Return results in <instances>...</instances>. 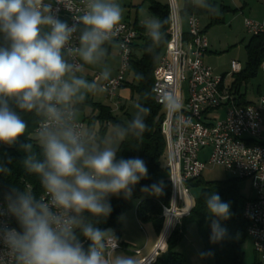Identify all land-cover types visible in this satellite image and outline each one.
<instances>
[{
    "label": "clouds",
    "instance_id": "clouds-1",
    "mask_svg": "<svg viewBox=\"0 0 264 264\" xmlns=\"http://www.w3.org/2000/svg\"><path fill=\"white\" fill-rule=\"evenodd\" d=\"M186 2L219 14L210 0ZM82 3V15L74 16L76 23L70 26L52 14L45 0H0V143L13 145L25 134L22 113L36 118L29 133L35 144L20 147L26 153L25 171L39 178L45 194L37 198L25 188L6 197L7 211L20 230L0 225V264H139L132 255L116 254L115 237L96 224L112 212L110 196L130 198L134 186L147 177L143 159H117V153L120 142L139 139L148 131L145 121L150 108L135 103L132 119L109 122V134L103 138L99 123L80 122L87 97L103 91L99 82L111 77L106 45L114 43L124 13L117 0ZM183 7L178 4L177 11ZM179 19L190 21L186 14ZM172 20L171 15L143 19L151 41L146 52L167 43L163 29ZM77 32L78 43L73 44ZM119 47L126 50L124 44ZM86 65L100 69L92 81L83 75ZM164 103L170 111L181 107L180 98L172 92L165 94ZM0 173L9 175L10 169L0 165ZM141 191L161 194L163 182L144 185ZM205 196L211 215L230 217L229 203L214 192ZM211 228L214 242L226 234L218 220L212 221ZM81 235L91 241L87 250Z\"/></svg>",
    "mask_w": 264,
    "mask_h": 264
},
{
    "label": "built area",
    "instance_id": "built-area-1",
    "mask_svg": "<svg viewBox=\"0 0 264 264\" xmlns=\"http://www.w3.org/2000/svg\"><path fill=\"white\" fill-rule=\"evenodd\" d=\"M45 3L51 4L52 14L58 19L65 16L70 26L76 23L74 16L82 15L84 7L82 0H45ZM167 4L173 20L169 25L164 53L153 70L152 92L155 102L164 108L161 130L166 141L170 199L167 205L162 206L163 230L154 250L145 256L141 250H135L134 254L139 257V264H152L157 259L170 232L189 213L192 198L188 193V180L200 177L206 165H215L223 167L229 177L250 183L251 194L245 197L241 214L254 253L264 262V144L258 143L264 126V97H260L257 103H237L230 85L223 77L214 75L211 67L203 61L208 44L199 18L195 14L187 15L190 21H187V31H184L177 1L167 0ZM244 26L247 32L264 36V18L261 21L245 19ZM78 35V32L74 35L73 44L78 43ZM137 36L138 31L130 23L121 22L120 32L114 39L118 47L124 44L126 50L119 47L121 66L118 75L103 81L102 88L117 107L116 91L129 69L131 48ZM230 68L231 74L242 71L237 60L230 62ZM184 82L187 83L186 90ZM168 92L180 98L179 110L170 111L166 107L164 96ZM221 108L224 116L213 117L212 113ZM207 148L210 152L202 160L200 153ZM7 205L0 200V225L19 231L14 226V216L7 211ZM114 237L115 250H118L121 242ZM2 249L3 244H0Z\"/></svg>",
    "mask_w": 264,
    "mask_h": 264
},
{
    "label": "trees",
    "instance_id": "trees-1",
    "mask_svg": "<svg viewBox=\"0 0 264 264\" xmlns=\"http://www.w3.org/2000/svg\"><path fill=\"white\" fill-rule=\"evenodd\" d=\"M149 7V12L153 17L164 19L169 16L168 4L160 3L158 0H145ZM201 8H197L190 3L185 4L180 14H195L197 15ZM169 25H165L163 31L166 33V41L169 39ZM138 36L135 41L140 40L138 46L132 44V54L130 58L129 70L133 76V82L129 83L132 93L137 96V102L150 108V114L146 117L148 131L139 139L129 137L119 144L117 159L124 158H140L143 159L148 168L147 177L141 179L134 186L130 198H125L123 194L119 196H110L109 202L112 207V212L105 218H101L96 224L101 230H110L114 236L119 238L118 217L131 207H135L136 217L142 223H151L156 233H159L163 228L162 206L167 205L170 199V180L167 166V151L165 136L161 130V122L164 117V108L157 104L154 100L152 92L153 85V70L157 65L160 57L164 53L166 44L156 48L153 52H146L145 49L151 43L147 35L144 34V29L136 28ZM137 48L138 53L133 52ZM247 61L241 72L233 74V82L231 90L236 96V101L240 105H246L244 94L239 95L238 91L242 84H246L254 78L259 71V67L264 63V36L259 34L253 35L246 46ZM137 76H142V79H137ZM84 105L93 106L94 110L98 111L96 119L100 124L99 136L104 137L108 128L107 123H125L117 119L111 114L108 106L97 103H92L86 99ZM81 106V107H82ZM27 124L25 134L18 138L13 145L0 143V165L10 169V174L0 173V200L8 203L6 197L11 195L14 190L23 192L25 188L32 191L37 198L43 195L42 187L39 183V178L33 174H29L23 167V159L26 153L21 149L22 143H33L29 140L31 133L36 126V118L31 114H21ZM132 117L128 118V121ZM259 144H264L258 141ZM39 154L40 149H34ZM163 182V191L161 194H149L141 191L142 186L151 185L154 183ZM239 179L229 177L222 182H204L200 178L188 182V187L199 186L200 193L195 199V204L189 214L182 219V224L194 223L197 225L203 240V246L206 251L212 253L215 264H243L244 260V242H246V222L242 218V203L245 197L240 195ZM216 193L220 196L222 202H227L230 205V217L227 220L220 219L211 215L204 203L206 193ZM213 220H218L220 226L226 229L224 237L218 241H213L211 224ZM14 223L20 230V226L14 217ZM178 231L171 232V237L168 240L167 259L165 261H157L161 264H185L183 256L175 252L174 244L177 237L180 236ZM79 235V234H78ZM80 240L85 248L90 246L91 241L80 236ZM156 262V263H157ZM253 264H262L254 262Z\"/></svg>",
    "mask_w": 264,
    "mask_h": 264
},
{
    "label": "crops",
    "instance_id": "crops-1",
    "mask_svg": "<svg viewBox=\"0 0 264 264\" xmlns=\"http://www.w3.org/2000/svg\"><path fill=\"white\" fill-rule=\"evenodd\" d=\"M145 1V0H144ZM177 5L183 4L185 6L186 0H176ZM118 3L121 4L122 8L124 9L123 13V20L122 22H128L130 23L135 29L141 28L144 29V34L146 35V30L143 27L142 21L138 16V8L135 6V0H117ZM210 2L218 6L219 14H212L208 11L202 9L199 11V13L196 15L199 19L204 17L208 19V23L206 27L200 26L203 29L205 37L209 35V31H205L206 28H210L212 26L216 25H224L226 24V21L229 23V27L232 26V23L237 20V16L243 17L244 20L245 15L250 19L254 21H261L262 18H264V4L262 3V0H254L253 3H250L248 0H210ZM184 8V7H183ZM182 8V9H183ZM181 9V10H182ZM151 14V13H150ZM60 20L66 22V17L61 16ZM208 33V34H207ZM249 33V32H248ZM79 34V32H78ZM253 34L249 33V38L247 40L246 45H244V51H245V62L242 64L240 61V64L242 66V70L245 67V63L247 61V52H246V46L248 45L251 37ZM238 38V37H237ZM207 51L204 54L203 61L206 65L211 67L213 74L218 75L224 78L225 83L231 86L233 82V74L230 73V62L232 60H235V58L241 56V53H239V48L237 55L234 54V51L230 52L228 54V57L230 56L229 63L228 60H223V56L218 55V50L220 48L218 46L220 45V41H215L210 36L207 39ZM237 40V41H236ZM234 42H238V39H235ZM241 42H244V40H241ZM240 42V43H241ZM135 45L141 44L140 40H137L134 42ZM234 44V43H233ZM238 43H235V45ZM243 44V43H241ZM228 47L230 45H227ZM108 48V58L107 63L112 68V74L110 78L115 77L118 75L119 71V47L116 42H114L112 45H106ZM219 48V49H218ZM230 48V47H229ZM236 51V50H235ZM133 52L138 53L137 48L133 49ZM227 57V56H226ZM228 67L229 70H225L223 68ZM222 68V69H221ZM220 70V71H219ZM256 76L249 80L246 84H242L239 88V95L244 94V98L246 102L250 103H257L260 97H264V63L261 64V66L258 69ZM100 69L95 68L92 66H85V72L83 75L86 79L89 81H92L95 79L96 76L99 75ZM221 72V73H218ZM230 75V78L228 79ZM228 79V80H227ZM255 81L256 82V93L257 96L254 100L248 101L246 98V86ZM133 82V76L130 70L125 74L124 82L121 84V86L116 91V102L118 103V106H115V109L111 108L109 99L107 96H105V91H98L97 93L90 94L87 99H89L92 103L101 104L104 106H108L111 110V114L116 117L117 119H120L123 122H127L128 119H126V116L128 113L126 112V103L127 101L131 100L133 98V93L131 90V87L129 86V83ZM103 81L99 82L100 88H102ZM103 89V88H102ZM224 112V109L221 108L219 111ZM96 116H98V111L94 110L93 106L84 105L81 107V116L80 121L84 122L85 126H91L93 123H99L96 119ZM109 128V127H108ZM264 142V126H262V136L261 140ZM210 150L204 149L200 153V158L204 160L207 158ZM118 224H119V232H120V242H121V248L118 250H115L116 254H124V255H132L139 258L134 254L135 250H141L142 256H145L147 254H150L154 250V246L158 243L160 239V233H162V230L159 233H156L154 230V227L151 223H142L138 221V218L136 217V211L135 207H131L130 209L123 212L118 217ZM197 225L194 223H187L182 224V222H179L176 227L172 230H177L180 234L179 237H177L175 244H174V251L181 254L183 256V260H185V264H210V258L209 255H201L202 253H209V251H206L203 246V240L201 237V233L199 232V229H196ZM171 232L169 237L167 238V241L164 246V250L160 252L157 259L154 260L152 264H161L157 261H165L167 259V247L168 246V240L171 237ZM163 239H161L162 241ZM157 262V263H156Z\"/></svg>",
    "mask_w": 264,
    "mask_h": 264
},
{
    "label": "rangeland",
    "instance_id": "rangeland-1",
    "mask_svg": "<svg viewBox=\"0 0 264 264\" xmlns=\"http://www.w3.org/2000/svg\"><path fill=\"white\" fill-rule=\"evenodd\" d=\"M160 3L166 4L167 0H158ZM250 3H253L254 0H248ZM135 6L138 8V16L141 20H143L146 17H153L150 12H149V5L146 1L144 0H135ZM141 10H143V14L141 13ZM237 20H235V22L232 23V26L229 27V23L228 21H226V24L224 25H216V26H212L210 28H206V32L210 30L209 35H207V39L209 38V36L214 39L215 41H220V45L218 46L220 48V50H218V55L219 56H223L221 60L226 61V59L228 60L229 63V59L230 56L228 57V54L232 51H234V54L238 52L237 47L239 48V53H241L240 58L237 57L235 58V60L240 61L242 64H244L245 62V51H244V43L247 42L248 38H249V33L247 32V29L244 26V18L237 16ZM245 18L248 19V17L245 15ZM201 21V26L202 27H206L207 23H208V19L202 17L199 19ZM183 25V29L184 31H187V21H183L182 22ZM208 34V33H207ZM238 37V38H237ZM235 39H238V42H234ZM241 40H244V42H241ZM237 41V40H236ZM243 44H241V43ZM234 43V44H233ZM235 43H238L235 45ZM227 45H230L229 47ZM218 48V49H219ZM236 50V51H235ZM227 56V57H226ZM120 58V56H119ZM121 58L119 59V67L121 66ZM120 69V68H119ZM222 69V68H221ZM225 70H229L228 67L223 68ZM220 71V70H219ZM230 72H231V68H230ZM221 73V72H218ZM218 76V75H217ZM230 78V75L228 77V79ZM227 79V80H228ZM187 83L184 82L183 83V88L186 90L187 89ZM106 96V94H104ZM257 93H256V82L253 81L251 83H249L246 86V98L248 101H252L256 98ZM137 96L133 94V98L129 101H127L126 103V109H127V115L126 119H128L129 117H133V114L135 112V108L133 107V105L135 103H137ZM111 108L115 109V106H113V104L109 101ZM220 115L221 117L224 116V113L220 110H218L217 112L212 113L213 117H216ZM100 125V124H99ZM100 128V127H99ZM110 129L107 128L106 133L104 135V137L106 135L109 134ZM200 178V177H198ZM229 178V174L225 171V169L221 166H213V165H206V168L204 169V171L202 172L201 175V179L204 182H222L225 181ZM196 180V179H194ZM194 180H188V182L194 181ZM188 182H187V186H188ZM189 188V187H188ZM240 191V195L242 197H249V195L251 194V186L250 183L248 181H243L242 179L239 181V186H238ZM200 187L199 186H191L189 188V194L191 196V205L189 208V212L192 209L193 205L195 204V199L199 196L200 193ZM189 214V213H188ZM187 214V215H188ZM186 215V216H187ZM184 216V217H186ZM184 217L182 219H184ZM180 219L182 222L183 220ZM196 229H198V227H196ZM247 237V235H246ZM251 242L249 241L248 238H246V242H244V260H243V264H253L254 262H261L260 258L257 257V255L254 253L252 244H250ZM210 258V264H215L214 263V258L213 255L211 253V255H209ZM262 264H264V262H261Z\"/></svg>",
    "mask_w": 264,
    "mask_h": 264
},
{
    "label": "bare ground",
    "instance_id": "bare-ground-1",
    "mask_svg": "<svg viewBox=\"0 0 264 264\" xmlns=\"http://www.w3.org/2000/svg\"><path fill=\"white\" fill-rule=\"evenodd\" d=\"M165 234L162 235V239H164Z\"/></svg>",
    "mask_w": 264,
    "mask_h": 264
}]
</instances>
